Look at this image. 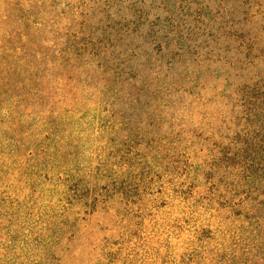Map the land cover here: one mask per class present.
Masks as SVG:
<instances>
[{"label": "rangeland", "instance_id": "1", "mask_svg": "<svg viewBox=\"0 0 264 264\" xmlns=\"http://www.w3.org/2000/svg\"><path fill=\"white\" fill-rule=\"evenodd\" d=\"M0 264H264V0H0Z\"/></svg>", "mask_w": 264, "mask_h": 264}, {"label": "trees", "instance_id": "2", "mask_svg": "<svg viewBox=\"0 0 264 264\" xmlns=\"http://www.w3.org/2000/svg\"><path fill=\"white\" fill-rule=\"evenodd\" d=\"M80 52V51H79ZM83 53H84V51H83ZM76 55H78V54H76ZM81 56H82V54H80ZM47 65H48V62H47Z\"/></svg>", "mask_w": 264, "mask_h": 264}]
</instances>
